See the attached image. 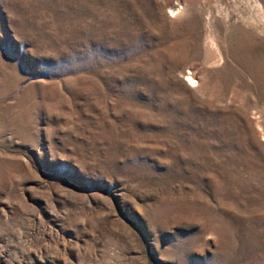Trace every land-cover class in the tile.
<instances>
[{"label":"rangeland","instance_id":"obj_1","mask_svg":"<svg viewBox=\"0 0 264 264\" xmlns=\"http://www.w3.org/2000/svg\"><path fill=\"white\" fill-rule=\"evenodd\" d=\"M264 0H0V264H264Z\"/></svg>","mask_w":264,"mask_h":264},{"label":"bare ground","instance_id":"obj_2","mask_svg":"<svg viewBox=\"0 0 264 264\" xmlns=\"http://www.w3.org/2000/svg\"><path fill=\"white\" fill-rule=\"evenodd\" d=\"M259 9H260V12L261 13H264V10L262 9V6L261 5H259Z\"/></svg>","mask_w":264,"mask_h":264}]
</instances>
